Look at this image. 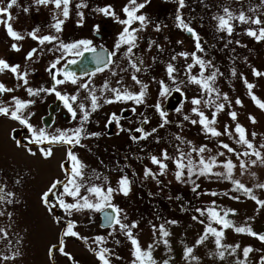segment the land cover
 <instances>
[{
    "label": "rangeland",
    "instance_id": "rangeland-1",
    "mask_svg": "<svg viewBox=\"0 0 264 264\" xmlns=\"http://www.w3.org/2000/svg\"><path fill=\"white\" fill-rule=\"evenodd\" d=\"M6 2L7 0H4V3ZM80 2L81 0H72L69 5V17L63 24V31L60 33L61 38L65 42H73L82 35L88 25H99L100 27L105 25V33L101 41L113 48L124 25L115 22L112 17H105L102 13L96 12L95 9L110 5L116 16L122 20L126 18L122 9L129 0H83L88 6L81 9L84 13L82 23L76 15L77 9L75 7ZM137 2L141 3L144 0H137ZM18 3L20 8L13 7L10 10L15 18L10 23H12L14 30L25 35V39L14 41L7 35L5 27L0 24V59H4L10 65H20V71L28 70L30 74L27 77L29 80L27 87L33 89L46 88L50 85V79L45 70L46 65H49L54 56L59 55V53L53 54L45 50L44 54L38 58L34 57L32 61L26 60L27 53L33 48L39 47L38 41L32 40L26 34L35 28L40 29L38 33L40 36L55 34L54 30L49 27L54 22L52 20L53 6H39V10H37L33 0H18ZM260 4L261 0H241V2H237V0H185L186 6L180 10L185 22L190 23L201 38L205 51L204 53H197V55L205 60H212V63L223 73L222 76L218 77L216 86L221 93H227L232 101V110L237 112V121L233 122L227 115L226 106V110L217 115V129L223 132L224 125L228 124L231 130L235 128V124L238 122L246 129L247 138L256 147L264 143V110H261L248 95L241 74L247 78L248 82L257 85L253 92L264 102V77L257 78L252 75L253 68L264 72V41L257 42L254 38L246 35L245 32L249 25L239 24L236 21L232 22L234 31L231 37H228L226 33H217V22L213 16L222 14L221 9L224 6L229 7L236 15L241 10L247 15H253L248 11L249 7H256ZM24 7L29 8L28 13L23 12ZM177 8L176 0H150V3L141 10L151 21L142 31L136 33L139 47L134 49L137 60H143L141 65L143 70L136 73V76L148 85L145 104L137 106L132 101L103 104L98 111L93 113V127L86 132L100 133L101 135L83 139L81 141L83 146L76 147L79 161L85 165V180H89L93 173L100 174L101 180L92 179L91 182L105 187L111 186L114 189L118 187V181L122 174H126L133 181L129 195L113 193L112 203L127 214V220L123 222L130 224L133 221H138V227L133 229V235L139 241L142 250L146 251L150 244L161 239L158 231L155 235L153 234V225L159 228L161 224H164L165 230L170 235L166 237L168 246L162 242L154 246L152 258L157 264H163L164 260H169V264H188L184 258V250L187 247H192L193 255L198 258L191 264H236L237 260L244 259L243 248L248 246H251L254 251L249 253L246 264H260V258L264 255V242L245 233H237L233 228L224 230L221 243L233 247L238 244L240 247L234 255H228L226 252L223 260L216 255L217 248L214 237L211 235L202 244L196 243L198 238L204 234L210 221L206 215L199 216L195 209L210 207L213 200L223 209L235 210V215L229 214L227 217L233 221L235 226H250L253 231L264 234V208L257 211L258 206L253 200L246 198L241 193L232 191L233 185L230 180L217 181L201 177L197 181L200 184L198 191L203 193L229 192L230 196L239 195V201L224 195L219 197H212L207 194L196 195L191 191V185L180 184L175 180V165L171 161H166L168 163L167 175L159 177L166 185L163 189L158 187L151 177L147 180L144 178L145 168L158 172V166L152 164L150 156L159 157L164 149H167L169 156L177 155L175 151V146L179 143L175 140L177 134L191 142V145L187 143L180 145L185 152L190 151L191 147L206 144L211 150L205 152L206 159L209 156H217L219 151H225L219 147L220 140L228 143L236 152L245 150V146L237 144L234 139L227 136L210 140L201 131L199 124L192 125L183 119L185 115L189 116L190 119H198L197 115L191 111L193 107L191 99L200 95L199 86L182 84L181 89L186 94L185 99L177 107L169 110L164 108L168 95L159 97L161 86L158 82L164 81V84L170 89L175 87L166 72L168 63H173L178 69L174 75L179 82L187 80L185 65L192 62L191 57L187 61L179 56L176 61H171V57L180 52L192 53L196 51L193 37L176 26ZM255 15H259L261 20H264V6H261ZM60 19L63 17L61 16ZM157 24L161 26L160 32L155 31ZM132 27L138 28L139 23H134ZM251 27L256 28L257 26L251 25ZM228 39H231L233 43L225 48L224 45ZM151 41L156 43L150 45ZM177 41L182 43H177ZM236 41L240 43L236 44ZM13 43H17L21 49L19 52L11 49ZM157 45L162 51L158 49ZM47 47H51V45H47ZM124 50L121 49L117 54L116 62L111 71L106 69L93 77L81 79L80 82L90 81L92 87L97 90V95L100 94L99 90L106 81L110 87H118L117 80H121L122 86L130 92L138 93L141 85L136 84L131 78L134 71L129 66L128 59L123 56ZM233 68L236 70V76L231 74ZM121 69H127V71L122 72ZM112 71L117 72L115 77L112 76ZM199 72V66L192 70L193 75L199 76ZM207 74L205 72V75ZM0 83H3L7 88L15 89L12 93L0 95V103L13 108V96L21 101L35 100L34 104L24 109V117L35 122L38 127L44 128L41 117L46 111L47 105L53 100V94L41 93L38 97H30L25 87L17 88L18 82L10 71L0 73ZM63 87L68 93L76 94V85L66 83ZM79 95L83 98L86 93L80 90ZM105 96H111V94L106 92ZM237 98L242 101V107L235 104ZM84 102L86 105L88 104L87 100ZM157 102H159L161 109L168 113L167 119L171 121L163 128H159L161 118L153 107ZM100 103L102 104V100ZM122 105L123 107L135 106L137 113L142 118L146 115L151 118V121L146 125L147 131L154 127L158 128L157 136L155 138L149 137L143 142L147 144L137 146L131 152L133 158L126 163L116 161V154L112 155L111 150L114 143L128 141V131L116 132L110 136L105 127L108 113L115 110V107ZM181 105H183L182 110L176 112L175 109ZM200 107L205 115L211 119L212 109L205 108L203 104ZM29 113L34 115L29 117ZM250 115L255 117L257 121L255 124L248 119ZM70 123H75L77 124L75 126L78 127V120L60 119L49 129L53 132L57 129L67 130V125ZM180 124L183 125L182 129L178 127ZM122 127L129 129L130 121H124ZM14 129L16 130L15 133L13 132ZM36 132L38 133V130ZM252 132L257 134L254 139L251 135ZM13 136L21 141V146H17ZM32 138V133H29L18 121L0 116V182L5 185V192L14 193L12 204H0V210L5 212V215L0 216V229L8 234L7 237L0 234V253L5 255L19 253L15 259L4 261L2 264H100L92 251V248L96 247L93 240L96 236L105 237L107 243L103 246L112 249L115 256L120 257V259H113L112 264H132L134 257L131 241L120 233L118 228L115 239L110 237L108 235L110 229L101 228L99 225L100 215L98 212L73 211L71 216L67 215L55 199V197L61 196L63 188H58L55 190V195H50V200L56 206L49 212L47 206L42 202V195L53 182L66 179L65 168L70 167V165L67 160H63L66 158L65 155L63 156L66 151L63 153L61 148H57V150H52L50 157L45 158L39 149L41 147L47 148V146L28 144L27 141ZM157 138L159 142H157ZM29 148L35 155L28 151ZM260 151L264 154V149H260ZM192 155L195 162L196 153ZM225 157L231 159L236 165L233 169V178L240 180L246 187L253 188L258 199L264 200V190L255 188L257 183H264V165L252 166L242 175L240 160L231 153L225 152V156L217 158V163L224 161ZM251 159H255V157H251ZM121 169H123V173ZM213 170L223 172L225 169L215 167ZM103 177H107V180L105 181ZM81 194L86 195L87 193L81 189ZM169 196L172 197L171 200L168 199ZM177 196H180L181 199L177 200ZM63 199L65 203L74 202L70 196L64 195ZM217 210L219 211V209ZM90 216L91 222L89 221ZM193 216H199V219L204 220V223L194 221ZM58 217L60 218L59 223L57 222ZM249 218L253 219L249 220ZM68 220L75 223L74 231H77L81 237L87 238V243L82 239L73 237L64 239L65 251L74 258L72 261L61 255L59 251H55L52 257L49 256V248L52 245L59 246ZM168 221H176V223L171 224ZM211 226L218 230L222 227L216 223H211ZM116 240H119V244L116 243Z\"/></svg>",
    "mask_w": 264,
    "mask_h": 264
},
{
    "label": "snow or ice",
    "instance_id": "snow-or-ice-1",
    "mask_svg": "<svg viewBox=\"0 0 264 264\" xmlns=\"http://www.w3.org/2000/svg\"><path fill=\"white\" fill-rule=\"evenodd\" d=\"M237 2H241V0H237ZM71 3L72 0H33V4L37 6V10H39V6H53L52 20L54 22L49 25V27L54 30L55 34L40 36L38 35L40 31L39 28H35L28 32L26 34L27 37L38 41L39 47L33 48L31 51H29L25 59L32 61L34 57L38 58L39 56L43 55L45 50L53 54L59 53V55H56L55 59L45 69L53 81V86L51 88L41 87L39 89H33L31 87H27L29 84L27 77L30 74L28 70L25 69L24 71H20V65H10L4 59H0V73L10 71L18 82L17 88L25 87L27 94L30 97H38L41 95V93H54L57 99L63 102L64 107L67 109L68 113L71 114V118L73 120H78V127L73 129H57L54 133H48L43 128L39 129L38 133L33 130V138L29 139L27 143L35 145L46 143L48 145L47 148L41 147L39 149L45 158H48L52 155V145H69L72 147L83 146L81 145L82 139L101 135L100 133H87L85 131V125L89 122L92 113L98 111V109L102 107L103 104L125 103L127 101H132L135 105L139 106L141 104H145V96L148 89V85L144 84L140 79H138L135 74L143 70L141 67L143 60H137L134 49H138L139 47L138 36L136 33L142 31L147 26V24L151 22L150 19L141 12V10L144 9L148 3H150V0H144V2L141 3H138L137 0H129L128 4L122 9L126 16V18L122 20L116 16L115 11L110 5L104 8L95 9L96 12L102 13L105 17H112L115 22L124 25L123 30L119 34L113 49L108 51L107 54H105L104 51L98 50V47L93 44L92 40L81 39L73 42H65L61 38L60 33L63 31V24L65 20H67L69 17V5ZM176 3L178 5L177 15L175 17L177 22L176 26L182 31H186L192 35L195 41L196 51L192 53L180 52L171 57V61H176L178 56L183 57L186 61L189 59V57H191L192 62L185 65V75L187 80H181L177 82L174 73H177L178 69L173 63H168L166 72L175 87L170 89L164 84V81H159L158 83L161 86L159 97H166V95H170L172 92H180L181 85L185 83L199 86L200 95L191 99V104L193 105L191 111L197 115L198 119H190V117L187 115H185L183 119L185 121H189L192 125L199 124L201 126V131L208 139L211 140L212 138H221L223 136H227L230 139H234L237 144L245 146V150L242 152H236V150L230 147L228 143L220 140L219 147L225 151H219L217 156H209L206 159L204 156L205 152L211 151L208 149L206 144L199 147H191L190 151L185 152L180 145L185 143L191 145V142L185 140L182 136L177 134L175 136V140L179 141V143L175 146L177 155L169 156L167 149H164L162 150L159 157L155 155L150 156L152 164L158 166V172H153L152 169L145 168L144 178L147 180L149 177H151V179L156 182L157 186L163 189L166 185L159 177L167 175L168 163H166V161H171L175 165V180L180 184L191 185V191L196 195L199 196L202 194H207L212 197L224 195L230 199L239 201V195L230 196L229 192L203 193L198 191L200 189V184L197 183V181L201 177H204L208 180L217 181L230 180L233 185L232 191L241 193L246 198L253 200L258 206L257 211H259L260 209L264 208V200L258 199V197L253 192V188L246 187L240 182V180L233 178V169L236 167V165L231 159L225 157V160L218 164L217 158L225 156V152L235 155L240 160V168L243 170L241 174L243 175L244 172H246L252 166H256L257 164L264 165V154H262L260 151V149H264V143L260 144L259 147H256L254 143L247 138L246 129L238 122L235 124L234 129L230 130V126L228 124L224 125L223 132L217 129V115L221 112H224L226 110V106L227 115L233 122L237 121V112L232 110V101L229 99L227 93H221L219 88L216 86L218 77L222 76L223 73H221L220 70L212 63V60H205L201 56L197 55V53H204L205 49L201 43L199 34L190 23L185 22L183 14L180 11L186 6L185 0H176ZM87 6L88 5L84 3L83 0L75 5L77 9L76 15L80 18V23L83 22L84 17V13L81 11V9L86 8ZM261 6H264V0H261V4L257 5L256 7H249L248 11L253 13V15H247L243 10H241L239 14L236 15L230 10L229 7H222V14H216L213 16V19L217 22V33H226L228 37H231L234 31L232 22L236 21L239 24L249 25L245 32L246 35L254 38L257 42L264 41V20H261L259 15H255ZM13 7L20 8L18 0H7L6 3H4V0H0V24L5 27V31L11 39L14 41H23L25 39V35H21L19 32L14 30L12 23H10V21L15 19L10 11ZM22 10L25 13L29 12L28 7H24ZM61 16L63 19H60ZM137 22L139 23V27L133 28L132 25ZM251 25H255L257 27L253 28ZM93 31L94 33L98 34L99 25H95ZM155 31H161V26L159 24L155 26ZM155 43V41H151L150 45ZM177 43L182 42L177 41ZM231 43H233V41L228 39L224 47L227 48ZM239 43V41H236V44ZM47 45H51V47L46 48ZM100 47L102 48L103 46ZM157 47L159 49L158 45ZM11 49L16 52L21 50L17 46V43H13L11 45ZM121 49H125L123 51V56L128 59L129 66L134 70L131 77L132 80L136 84L141 85L140 91L138 93L130 92L127 88L122 86L121 80H117L116 83L119 85L118 87H110L106 81L103 87L99 90L100 94L97 95V90L92 87L90 81H84L81 83V77L77 76L76 72L72 71L70 68L71 65H78L79 63H82L84 59H90V62L96 65L95 71H84V76L93 77L97 73L103 72L106 69L111 71L113 65L115 64L113 57H116ZM159 50L162 51V49ZM86 53L90 54V57L86 56ZM68 56H71L72 58L68 59ZM62 61H64L63 64L61 63ZM58 65H60V67H58ZM196 66H199L200 69L199 76L192 74V70ZM121 71L126 72L127 69H121ZM205 72L208 74L205 75ZM231 74L232 76L237 75L234 68ZM116 75L117 72L112 71V76L115 77ZM252 75L254 77L260 78L264 77V72L253 68ZM241 79L243 80L248 95L251 96L253 102L261 110H264V102H262L253 92V89L256 88L257 85L248 82L247 78L242 74ZM21 81L22 83H20ZM66 83L77 86L76 94H62L57 90V86L65 85ZM80 90H83L86 93L83 98H81L79 95ZM14 91L15 89L7 88L3 83H0V95H3L4 93H12ZM106 92L110 93L111 96H105ZM85 100L88 101L87 105L84 102ZM101 100L102 104L100 103ZM12 102L14 105L13 108L4 106L2 103H0V116L18 121L21 125L32 129V125L29 124L28 118L24 117V109L34 104L35 100L21 101L17 97L13 96ZM201 104H203L205 108L212 109L211 119H209V116L205 115V112L201 110ZM235 104L241 107L243 106L242 101L239 98L235 100ZM153 107L161 118L159 128H163L171 123V121L167 119L168 113L161 109L159 102H157ZM182 107L183 105L176 108L175 111L180 112ZM131 111L135 113L136 108L133 107ZM28 115L30 117L34 114L29 113ZM248 119L253 124L257 122L254 116L250 115ZM120 120V116L112 113L110 114L105 127L108 128L115 123L118 131L139 133V136L130 135V139L133 142L145 141L158 132V128L155 127L150 131H145L143 125H147L149 123L147 117H143L141 126L135 129H124L120 125ZM178 127L182 129L183 125L180 124ZM13 132L15 133L16 130L14 129ZM251 135L254 139L257 134L256 132H252ZM13 139L15 140L17 146H21V141L19 139H16L15 136H13ZM157 142H159L158 138ZM25 147H27V145H25ZM28 151L32 155H35V153L32 152L30 148ZM193 153H196L195 162L192 155ZM251 157H255V159H251ZM67 163L70 165V167L65 168L66 179L64 181L53 182L49 189L42 195V202L47 206L49 212H51L56 206V204L50 200V195H55V190L58 188H63V193L61 196H57L55 199L58 201L59 206L64 209L68 216H71L73 211L101 213L103 215L104 221L101 226L110 229L108 233L110 237L115 239L118 228L119 232L131 241L133 245L132 255L134 257L132 264H157V262L152 258L154 246L160 242L164 243L165 246H168V240L166 237L170 235V233L165 230L164 224H161L159 228L153 225V234L155 235V233L158 231L160 233L161 239L155 241L154 244H150L146 251L142 250L139 241L133 235V229L138 227V221H133L130 224L123 222L127 220V214L124 213L123 209L112 203L113 193H122L124 196L129 195L133 181H131L126 174H122L116 189L112 188L111 186L105 187L103 185H98L91 182L92 179L101 180L102 177L100 174L93 173V176L86 181L84 172L85 165L79 161L78 156L73 153L71 147H69L67 153ZM215 167H223L225 170L223 172H217L213 170ZM121 172L123 173V169H121ZM103 179L106 181L107 177H103ZM255 188L264 190V183H257ZM81 189H84L87 194L82 195ZM64 195L72 197L74 202L65 203V200L63 199ZM149 195H151V193H149ZM13 196L14 193L5 192V185L0 182V204H12L14 202L12 199ZM168 199L171 200L172 197L169 196ZM176 199L180 200L181 197L177 196ZM217 209H219V211ZM195 211L199 214V216L206 215L207 219L210 221L208 226L205 228L204 234L198 238L196 243L202 244L208 239L209 235L214 237V243L217 248L216 255L221 260L225 258L226 252L228 255H234L236 250L240 247L238 244L233 247L232 245H225L221 243L222 238L224 237L225 229L233 228L237 233H245L257 238L261 242H264V234L253 231L250 226H235L233 221L227 218L229 214L235 215V210L223 209L216 204L215 200L212 201V206L207 208H196ZM221 212H223V215H221ZM3 215H5V212L0 210V216ZM8 215L10 216L11 214L9 213ZM199 216H193L192 219L203 224L204 220L199 219ZM251 219L253 218H249V220ZM89 221L91 222V216L89 217ZM57 222H60L59 217L57 218ZM168 223L175 224L176 221H168ZM211 223L219 224L222 227L218 230L217 228L212 227ZM75 227L76 225L72 220H68L66 222L64 235L60 238L59 246L52 245L49 248L50 257L53 256L55 251H59L61 255L65 256L70 261L74 260L71 254L65 251L64 239L67 237H73L82 239L85 243H87V238L81 237L77 231L73 230ZM0 234H2L3 237H7L8 235L3 229H0ZM93 240L96 244V247L92 248V251L95 253L100 264H112L113 259H120V257L115 256L112 249L103 246L107 243L105 237L96 236L93 238ZM116 243L119 244V240H116ZM169 251H171L170 248ZM252 251H254V249L251 246L243 248L244 259L237 260L236 264H246L249 253ZM17 255H19L18 252L12 255L0 253V264H2L4 261L15 259ZM184 258L186 261H188V264H191V262L194 260H198V258L193 255L192 247L185 248ZM163 264H169V260H164ZM260 264H264V255H262L260 258Z\"/></svg>",
    "mask_w": 264,
    "mask_h": 264
},
{
    "label": "flooded vegetation",
    "instance_id": "flooded-vegetation-1",
    "mask_svg": "<svg viewBox=\"0 0 264 264\" xmlns=\"http://www.w3.org/2000/svg\"><path fill=\"white\" fill-rule=\"evenodd\" d=\"M104 26H105V25H103V26H101V27L99 26V33L96 34V33H94V31H93L94 26L88 25V26L85 28V31L82 33V35H81L80 37L76 38L75 41H78V40H81V39H89V40H92V41H93V44H94L95 46L98 47V50H100V51H104L105 54H107V52H108V51H111L113 48H112L111 46H109V45L103 43V42L101 41V39L103 38L104 33H105ZM122 30H123V29H122ZM116 39H117V38H116ZM100 46H103V47L101 48ZM55 57H56V56H54V58L52 59V61L55 59ZM67 58H68V59H71L72 57H71V56H68ZM116 58H117V57H113V59H114L115 62H116ZM88 62H89L90 64H93V63H91L89 60H87V61L83 60V62H82V63H79V64L77 65V67H80V68H81L80 71H83V70L86 69L84 66H85L86 64H88ZM61 63L63 64L64 61H62ZM49 65H50V64H49ZM49 65H46V68H47ZM58 67H60V65H58ZM77 67H76V68H77ZM131 69H132V68H131ZM132 70H133V69H132ZM94 71H95V70H93V71H88V72H94ZM133 71H134V70H133ZM46 72H47V71H46ZM76 74H77V76H80L81 79H86V78H88V76H84L83 73H78V72H76ZM135 74H136V73H135ZM47 77H49V79H50V85L47 86L46 88H51V87L53 86V81H52L51 77L49 76L48 72H47ZM61 78H62V77H61ZM57 90H58L59 92H61L62 94H64V93L70 94V93H68L67 90L63 87V85H59V86H57ZM70 95H71V94H70ZM55 103H56V104L58 103V105L56 106L57 108H55V110L53 111V115H52L53 122H52L51 124H46V123H45V117H46V116H49V115L51 114V111H50L51 108H50V107H51L52 104H55ZM133 107H135V106H133ZM133 107H123V105H122V106H117V107H115V110L110 111V112L108 113V117L106 118V122H105V124L107 123L110 114L115 113L117 116H120V117H121V120H120V125H121V126L124 125V121H127V120H128V121H130V127H129V129H135V128H137V127H140V126H141V121H142L143 118L137 113V111H136L135 113H133V112L131 111V109H132ZM135 108H136V107H135ZM136 109H137V108H136ZM166 110H167V109H166ZM168 110H169V109H168ZM92 117H93V113H92V115H91V117H90L89 122L85 125V131H87V130H89V129H91V128L93 127V120H92ZM144 117H147L148 120H149V122L151 121V118H150L149 116L146 115V116H144ZM25 118H27V117H25ZM78 118H79V113H78ZM43 119H44V120H43ZM60 119H64V120H70V119H71L72 121H74V120L71 118V114L68 113L67 109L64 107L63 102L60 101L59 99H57L56 95L53 93V100L50 101V103L47 105V107H46V111L43 113V115H42V117H41L42 123L44 124L45 127H44V128H43V127H38V126L36 125L35 122H32V121L29 120V119H28V122H29V124L32 125V129L29 130L27 126H24V125H22V126L25 127L26 130H27L29 133H32L33 130H35V131L38 130V132H39V129H41V128L45 129V131L48 132V133H54V132H53L52 130H50L49 128L53 127L56 123H58V121H59ZM75 125H77V124H75V123H70V124L67 125V129H73V128H76L77 126H75ZM143 127L145 128V131H147V130H146V125H143ZM126 128H127V126H126ZM116 132L119 133L120 131H118V128H117V126L115 125V123H114L112 126H110V127L107 128V134L110 135V136H113ZM87 133H90V132H87ZM121 134H122V133H121ZM130 135H137V136H139L140 134H139V133H135V132H131V133H130V132L128 131V141H126L125 143H114L113 146H112L113 148H112V150H111V153H112V155H115V154H116V155H115V159H116V161H119L120 163H126V161H129L130 159H132L133 157L131 156V152H132L137 146L147 144V143H143V142H145V141L133 142V141L130 139ZM156 136H157V134H154L152 137L155 138ZM82 140H83V139H82ZM82 140H81V141H82ZM42 145L48 147V145H47L46 143H45V144H42ZM51 147H52V150H55V149L57 150V148H61V149L63 150V153H64V151H66V153L63 154V156L65 155V157H66V158L63 159L64 161L67 160V153H68L69 147H71L73 153H74L75 155L78 156V154H77L78 149L76 150V147H77V146L72 147V146H69V145H52Z\"/></svg>",
    "mask_w": 264,
    "mask_h": 264
},
{
    "label": "water",
    "instance_id": "water-1",
    "mask_svg": "<svg viewBox=\"0 0 264 264\" xmlns=\"http://www.w3.org/2000/svg\"><path fill=\"white\" fill-rule=\"evenodd\" d=\"M189 36H192L191 34H189V33H187ZM86 56H89L90 57V54H88V53H86L85 54ZM85 61H87V60H89L90 61V59H84ZM77 65H71L70 66V68H71V70L72 71H74V72H78V73H83L84 71H93V70H95V68H96V65L95 64H90L89 62H88V64H86L84 67L86 68L85 70H83V71H80L81 70V68L80 67H77ZM185 98V93L181 90L180 92H172L169 96H168V98H167V101H166V104H165V106H166V108H172L173 106H177V105H179V103L183 100ZM58 105V103L56 104H52L51 105V109H50V111H51V114L49 115V116H46L45 117V123L46 124H51L52 122H53V119H52V115H53V111L55 110V108H57L56 106ZM100 215H101V220H100V226L104 223V221H103V215L100 213ZM102 227V226H101ZM103 228H105V227H103Z\"/></svg>",
    "mask_w": 264,
    "mask_h": 264
}]
</instances>
